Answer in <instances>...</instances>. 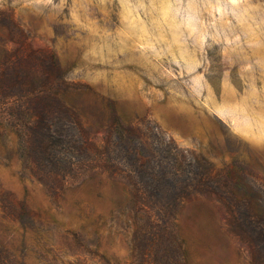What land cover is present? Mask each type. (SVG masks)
Returning <instances> with one entry per match:
<instances>
[{"label": "rangeland", "instance_id": "obj_1", "mask_svg": "<svg viewBox=\"0 0 264 264\" xmlns=\"http://www.w3.org/2000/svg\"><path fill=\"white\" fill-rule=\"evenodd\" d=\"M15 55L76 87L65 122L100 151L56 202L0 127V242L16 264H138L127 159L104 153L120 133L198 163L210 184L190 190L215 196L209 186L233 177L264 203V0H0V69ZM212 199L182 201L176 235L192 264H246Z\"/></svg>", "mask_w": 264, "mask_h": 264}, {"label": "trees", "instance_id": "obj_2", "mask_svg": "<svg viewBox=\"0 0 264 264\" xmlns=\"http://www.w3.org/2000/svg\"><path fill=\"white\" fill-rule=\"evenodd\" d=\"M15 56L14 64L5 60L0 69V127L4 126L18 139L24 172L49 197L61 202L72 190L66 178L77 176L78 165L92 154L91 147L98 154L100 151L93 144L84 146L85 141L76 137L70 126L72 111L76 112V87L58 73L37 67L25 55ZM126 139L133 143L131 150L125 144ZM109 141L104 147L107 161L119 163L126 158L129 179L135 186L130 196L131 209L134 220L141 224L137 226L139 231H133L131 244L138 264H192L188 248L176 232L182 211L180 203L194 196L212 197L219 203L224 227L248 251L246 264H264V203L239 190L233 177L230 182L209 186L216 197L190 190L194 184H210L195 161L183 166L170 151L150 149L145 138L135 133L131 136L120 133ZM111 167L115 172L121 169ZM9 208L15 216H26L21 203L10 202ZM25 218L33 220L28 215ZM2 260L10 264L22 261L12 247L6 249L0 242Z\"/></svg>", "mask_w": 264, "mask_h": 264}]
</instances>
